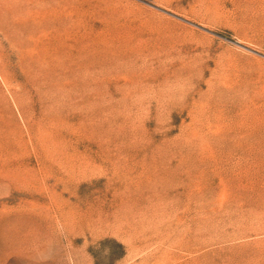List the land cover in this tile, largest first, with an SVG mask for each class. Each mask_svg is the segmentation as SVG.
<instances>
[{"label": "rangeland", "instance_id": "obj_1", "mask_svg": "<svg viewBox=\"0 0 264 264\" xmlns=\"http://www.w3.org/2000/svg\"><path fill=\"white\" fill-rule=\"evenodd\" d=\"M0 264H264V0H0Z\"/></svg>", "mask_w": 264, "mask_h": 264}]
</instances>
